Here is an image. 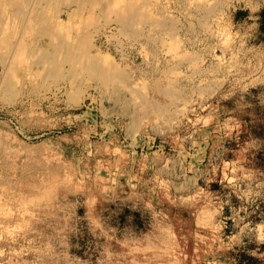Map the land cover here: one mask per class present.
I'll return each mask as SVG.
<instances>
[{
	"label": "rangeland",
	"instance_id": "1",
	"mask_svg": "<svg viewBox=\"0 0 264 264\" xmlns=\"http://www.w3.org/2000/svg\"><path fill=\"white\" fill-rule=\"evenodd\" d=\"M9 1L0 264H264V0Z\"/></svg>",
	"mask_w": 264,
	"mask_h": 264
},
{
	"label": "bare ground",
	"instance_id": "2",
	"mask_svg": "<svg viewBox=\"0 0 264 264\" xmlns=\"http://www.w3.org/2000/svg\"><path fill=\"white\" fill-rule=\"evenodd\" d=\"M8 1H9V0H7V2H8ZM22 1H24V0H20V1H18V2L16 1L17 4H16V2H15V4L13 3L14 5L12 4V1H9V3L11 2L10 5L12 6V11L10 12V13H11V16H12V19H10V20H13V18H15V19L13 20V23H15L14 21H18L19 19H20L19 22L22 21V18H24V17H25V18L27 17L28 19H30V17L33 16V13H35V11L38 10V9L35 7L36 5H38V0H37V1H34V0H33V1L31 2L32 4L29 2L30 0L28 1L29 4L27 3V1H24V2H26V4H28V5H27L28 9H25V10H22V9H21V6L23 7V9L25 8L24 6H26L25 3H21ZM51 1H53V0H51ZM56 1H57V0H56ZM56 1H55V2H56ZM59 1H61V0H58V1H57V4H58ZM64 1H65V0H64ZM66 1H67V0H66ZM66 1H65V2H66ZM97 1L99 2L100 0H97ZM102 1H103V0H102ZM102 1H101V2H102ZM1 2H2V0H0V3H1ZM53 2H54V1H53ZM68 2H69V1H68ZM71 2H72V1H71ZM74 2H75V4H77V1H76V0H73V3H74ZM95 2H96V1H95ZM101 2H100V3H101ZM2 3H3V2H2ZM39 3H40V2H39ZM81 3H82V2H80V0H79V1H78V4L80 5ZM85 3H88V2L85 1ZM126 3H127V2H126ZM126 3H125V4H126ZM3 4H4V3H3ZM18 4H19V5H18ZM23 4H25V5L23 6ZM30 4H31V6H29ZM44 4H45V2H44ZM46 4L48 5V4H50V2H46ZM46 4H45V5H46ZM53 4H54V3H53ZM59 4H60V3H59ZM62 4H63V2H62ZM64 4H65V3H64ZM82 4H83V7H84V3H82ZM88 4H89V3H88ZM93 4H95V3H93ZM96 4H97V3H96ZM96 4H95V5H96ZM108 4H109V3H108ZM34 5H35V6H34ZM55 5H56V4H54V6H55ZM71 5H72V3H71ZM79 5L76 6V7H77V9H76L77 12H78V8H80V7H78ZM86 5H87V4H86ZM90 5H91V3H90ZM103 5H104V4H102V6H103ZM106 5H107V4H106ZM119 5H120V4H119ZM1 6H2V4H0V8L3 7V6H2V7H1ZM7 6H8V4H7ZM51 6H52V5H51ZM54 6H53V7H54ZM80 6H81V5H80ZM88 6H89V5H88ZM91 6H92V5H91ZM96 6H97V5H96ZM99 6H100V5H99ZM124 6H125V5H124ZM37 7L40 8L39 10H41V8H44V7H41L40 5H38ZM57 7H58V5H57ZM100 7H101V6H100ZM106 7H107V6H106ZM34 8H36V9H34ZM51 8H52V7H51ZM87 8H90V6L87 7ZM87 8H86V9H87ZM93 8H94V7H93ZM98 8H99V7H98ZM117 8H118V7H117ZM124 8H125V7H123V9H124ZM54 9L57 10L56 7H55ZM100 9H102V8H100ZM103 9H104V8H103ZM110 9H111V8H110ZM135 9H136V8H135ZM3 10H4L3 8L0 10V43L3 44L4 46H7V48H9V47H8L9 44L7 45V43H5V42H6V41H9V40H7V39H8L7 36H8V34H10V31L8 32L7 29H8L9 27H10V28H12V27L9 25V23H8L9 21H8V20H7L8 22L6 21V18H11V17H9V16H6V17H5L6 14H9V13H7V12H6V14L4 15V17H3V15H2V11H3ZM5 10H6V9H5ZM5 10H4V11H5ZM43 10H45V9H43ZM81 10H82V9H81ZM91 10H93V9H90V11H91ZM104 10H106V9H104ZM107 10H109V9H107ZM116 10H118V9H116ZM4 11H3V13H5ZM59 11H60V9H59ZM73 11H74V10H73ZM73 11H72V12H73ZM125 11H126V10H125ZM128 11H129V10H128ZM130 11H131V9H130ZM47 12H48V11H47ZM47 12H45L44 14H41V16L47 14ZM86 12H87V10H86ZM106 12H107V11H106ZM111 12H112V10H111ZM53 13H54V12H53ZM30 14H31V16H30ZM35 14H36V13H35ZM35 14H34V15H35ZM38 14H40V13H38ZM49 14H50V12H49ZM52 15H53V14H51V16H52ZM54 15H55V13H54ZM54 15H53V16H54ZM126 15H127V14H126ZM36 16H37V14L35 15V17H36ZM45 16H46V15H45ZM45 16H44V17H45ZM49 16H50V15H49ZM53 16H52V17H53ZM76 16H77V15H76ZM35 17H34V20H33V17L30 19V20H31V25H29L30 28H29L27 25H26L27 28H22V27H21V28L23 29V31H21L20 33L18 32L19 35L16 34V37H17V38H15L16 40L14 41V46H15V42H16V41H17L16 44H19V43L22 44L20 41H24V38H25V36H26L25 33L27 34V32H28V28L31 30V31H29V33L33 32V31L35 30V28H34V30L32 29V28L34 27L33 24H34V23L37 24V23H36L37 21H36V22H33V21H35ZM42 17H43V16H42ZM122 17H123V16H122ZM27 18H26V19H27ZM37 18L40 19L39 16H38ZM50 18H51V17H50ZM133 18H134V17H133ZM136 18H137V17H136ZM26 19H25V21H26ZM28 19H27V21H28ZM42 19H44V18H42ZM40 20H41V19H40ZM40 20H38L39 23H40ZM119 20H122V23H123V24L126 23V22H125V21H126V20H125V17H124V21H123V18H122V19H119ZM119 20H118V21H119ZM134 20H135V19H134ZM137 20H138V19H137ZM139 20H140V19H139ZM139 20H138V21H139ZM23 21H24V19H23ZM41 21H42V20H41ZM127 21H128V20H127ZM131 22H132V21H131ZM134 22H135V21H134ZM13 23H12L11 25H13ZM26 23H27V22H26ZM28 23H29V22H28ZM42 23H44V22H42ZM42 23L40 24L42 28H41L40 26H36L37 29H39V28L43 29V28H44V30H46V31H45V32H42V34H43V33H46L47 37H48L50 40L53 39V37H54V40H53L54 42H53L52 45H50V46H53V48H51V49H52V53H49L48 50L46 51V47H42V46H38V48H36L37 50H34V51L37 52V53H38V51H41V54H39L40 56H39V58H38L37 61H36V66L42 65V62L45 61V60H49V61L51 62V64H52L54 67H56V66L58 67V64H59L58 62H59V61H62V60H61L62 58L64 59V57H67V56H68L67 54H66V55H64V54H65V48H66V44H65V42L67 43V41H68L69 39L66 38L65 36H62V37H61V36H59L58 34L56 35V34H54V32H52V31H55V33H56V32H59V31H58V30H59V29H58V26H59L58 24L61 23V25H62L64 22H61V20L59 21V20H58V17L55 18V19L51 18V20H49V22H48L49 24H47V26L49 25V27H51V26L53 27V28L51 27V29H48L47 26H45V27H47V28H45V27H44L45 24H42ZM128 23H129V22H128ZM64 24H65V23H64ZM132 24H133V22H132ZM8 25H9V26H8ZM16 25H17V23H16ZM65 25H66V24H65ZM19 26H21V23H20ZM74 26L76 27V25H74ZM74 26L72 27V28H73L72 30H74ZM131 26H132V25H131ZM7 27H8V28H7ZM17 27H18V25H17ZM24 27H25V26H24ZM38 27H39V28H38ZM66 27H67V26H66ZM66 27H65V28H66ZM135 27H136V26H135ZM60 28H61V30L63 29L62 31H67V30H68V32H69V29H68L69 27H67L66 30H64V29H65L64 26H63V28H62V26H61ZM76 28H77V27H76ZM22 29H21V30H22ZM24 29H25V30H24ZM57 29H58V30H57ZM26 30H27V32H26ZM56 30H57V31H56ZM61 30H60V31H61ZM80 30H81V29H80ZM133 30H134V29H133ZM137 30H138V29H137ZM12 31H13V29H12ZM19 31H20V30H19ZM37 31L39 32V31H41V30H36V32H34V33H37ZM76 31H77V30H76ZM7 33H8V34H7ZM78 33H79V32H78ZM132 33H133V32H132ZM137 33H138V32H137ZM64 34H65V33H64ZM17 35H18V36H17ZM28 35L30 36V34H28ZM28 35H27V36H28ZM37 35H38V34H37ZM60 35H61V34H60ZM76 35H77V33H76ZM80 35H82V34H80ZM11 36H12V35H11ZM66 36H67V35H66ZM133 36H134V35H133ZM5 37H6L7 39H6ZM8 37H9V36H8ZM12 37H13V36H12ZM67 37H69V36H67ZM32 38H35V35H34V36L32 35V37L30 36V37H29V40L32 41V40H33ZM71 38H72V36H71ZM35 41H36V38H35ZM70 41H72V40L70 39ZM70 41H69V42H70ZM77 41H78V40H77ZM18 42H19V43H18ZM76 43H78V42H76ZM1 44H0V45H1ZM34 44H35V43H34ZM70 44H73V43L70 42ZM73 45H74V44H73ZM75 45H76V44H75ZM1 46H2V45H1ZM9 46H10V45H9ZM21 46H22V45H21ZM48 46H49V45H48ZM10 47H11V46H10ZM74 47H75V46H74ZM82 47H83V46H82ZM4 48H5V47H4ZM4 48H3V49H4ZM11 48H12V47H11ZM13 48H14L13 53L10 52V53H12V54H11L12 57H9V55L6 54V55H8V57H9L7 63H9V61L11 62V59H12V61H14L13 58L16 57L20 52H22V51H20V52L17 54V52H18L17 50H18L19 48H21L20 45H19V48L17 47L18 49H16V46L13 47ZM69 48H70V47H69ZM86 48H87V47H86ZM9 49H10V48H9ZM67 49H68V48H67ZM75 49H76V47L73 48L72 50L75 51ZM5 50H7L6 52H8V49H5ZM10 50H11V49H10ZM19 50H20V49H19ZM68 50H69V49H68ZM79 50H80V49H79ZM2 51H3V50H2ZM11 51H12V50H11ZM42 51H43V52H42ZM74 51H73V52H74ZM68 52H69V51H68ZM73 52H72V53H73ZM75 52L78 53V51H75ZM85 52H86V51H85ZM0 53H1V52H0ZM23 53H24V52H23ZM70 53H71V52H70ZM72 53H71V55H72ZM16 54H17V55H16ZM28 54H29V53H28ZM28 54H27V55H28ZM68 54H69V53H68ZM82 54H83V53H82ZM11 55H10V56H11ZM20 55H21V54H20ZM27 55H26V56H27ZM0 56H1V55H0ZM69 56H70V55H69ZM75 56H77V55H75ZM75 56H74V53H73V58H75ZM79 56H82V55H80V51H79ZM79 56H78V57H79ZM24 57H25V56H24ZM70 57H72V56H70ZM16 58H17V57H16ZM16 58H15V59H16ZM19 58H20V57H19ZM25 58H26V57H25ZM29 58H30V57H29ZM73 58H71V59H73ZM76 58H77V57H76ZM5 59H7V56H5ZM21 59H22V58H21ZM68 59H69L68 62L71 61L70 58H68ZM66 60H67V59H65V62H64V63H66ZM76 60L80 61V58H79V59H76ZM95 60H96V59H95ZM6 61H7V60H4L5 63H6ZM0 62L2 63V62H3V59H0ZM16 62H17V61H16ZM13 63H14V62H13ZM13 63L11 62L10 64L13 65ZM17 63H19V62H17ZM60 63H61V62H60ZM70 63H71V62H70ZM75 63H76V62H75ZM97 63H98V62H97ZM44 64H45V62H44ZM73 64H74V62H73ZM16 65H17V64H16ZM101 65H102V64H101ZM3 67H4V66H3ZM3 67H2V68H3ZM57 67H56V68H57ZM4 68H5V67H4ZM4 68H3V69H4ZM8 69H9V68H7L6 70H8ZM53 69H55V68H53ZM53 69H52V70H53ZM73 70H74V69H73ZM53 73H54V72H53ZM53 73H52V74H53ZM11 74H12V73H11ZM52 74H51V75H52ZM108 75H109V74H108ZM7 76H8V75H7ZM42 76H43V75H42ZM109 76H110V75H109ZM47 77H48V76H47ZM3 80H4V79H3ZM4 84H5V83H4Z\"/></svg>",
	"mask_w": 264,
	"mask_h": 264
},
{
	"label": "trees",
	"instance_id": "3",
	"mask_svg": "<svg viewBox=\"0 0 264 264\" xmlns=\"http://www.w3.org/2000/svg\"><path fill=\"white\" fill-rule=\"evenodd\" d=\"M262 13H264V9H263Z\"/></svg>",
	"mask_w": 264,
	"mask_h": 264
}]
</instances>
